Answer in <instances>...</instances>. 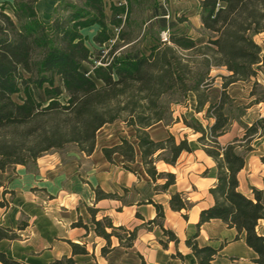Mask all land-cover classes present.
Masks as SVG:
<instances>
[{
	"label": "trees",
	"instance_id": "16d2710c",
	"mask_svg": "<svg viewBox=\"0 0 264 264\" xmlns=\"http://www.w3.org/2000/svg\"><path fill=\"white\" fill-rule=\"evenodd\" d=\"M115 1L111 0L109 16L104 0H68L56 8L49 24L39 16L40 0L0 3V172L9 166H37L45 154L62 150L70 143L91 156L96 149L97 133L122 120L134 131L136 143L122 138L118 145L103 148L106 160L115 164V156H119L124 169L138 175L127 164L134 165L140 159L155 193H167L176 184V175L159 171L157 165L176 166L180 156L192 153L193 149L187 139L177 143L173 135L156 141L149 130L172 118L171 106L179 103L171 100L174 96L185 104L193 93L197 113L206 111L210 100L202 89L208 87L213 68H226L230 75L221 76L226 81L221 99L207 109L208 117L215 122L205 127L196 118L192 122L184 118L188 127L201 134L198 141L217 169L216 183L209 191L213 204L201 211L197 232L187 239L186 245L198 264H211L218 250L201 247L197 238L204 224L221 220L238 232L235 240L244 235L246 244L258 256L254 262L264 264V235L258 232V226L264 223V190L252 186V194H245L239 181L246 158L254 151V140L264 135V117L246 125L242 138L225 146L219 141L230 125L224 113L226 101L230 100L227 88L256 77V67L263 63L262 47L255 38L264 34V0H199L203 27L213 35L204 44L199 45L189 35L172 33L169 43H163L170 45L164 50L155 47L149 55L136 58L124 54L101 57L87 46L88 38L82 31L99 26L93 41L103 47L114 36L112 27L119 28L130 21L133 4L143 0H118L126 1L124 5ZM152 7L154 4L146 9ZM119 38L125 40V35L121 33ZM84 63H93L94 78L82 71ZM96 80L103 85L98 86ZM36 89L44 92L45 101L37 98ZM252 96L253 104L264 103V93L257 96L253 92ZM94 191L98 201L118 197L100 188ZM142 204L156 209L157 217L149 224L158 225L169 241L178 243L175 233L163 226V206L151 198ZM189 204L183 194L171 195L173 211H188ZM88 211L94 232L106 240L102 255L112 250L113 238L119 240L121 247H134L137 230L115 226L109 217L97 220L98 210L88 208ZM28 226V222L20 223L17 230L0 226V241L21 240ZM72 227L90 230L81 218ZM69 243L73 257L88 254L86 246ZM161 244L166 246L165 242ZM73 257L53 264H76ZM0 263L23 264L2 251ZM141 264L146 263L142 260Z\"/></svg>",
	"mask_w": 264,
	"mask_h": 264
},
{
	"label": "crops",
	"instance_id": "0c3cea01",
	"mask_svg": "<svg viewBox=\"0 0 264 264\" xmlns=\"http://www.w3.org/2000/svg\"><path fill=\"white\" fill-rule=\"evenodd\" d=\"M109 1L111 5V0ZM194 5L195 7H193ZM160 9L163 14L157 19H160L164 25L173 27L176 30L173 34L189 35L196 39V32L204 30L199 0H168L167 8L162 9L160 6ZM175 11H185L187 20L177 19L174 14ZM91 28L96 29L95 35L100 29L97 25ZM89 29L82 31L84 36H86V31ZM155 127L149 130L153 139L154 134L159 136V133H161L159 130L161 128ZM166 128L169 129L170 126ZM168 134L169 132L166 131V135ZM164 138L156 141L164 140ZM102 150L103 147L100 150L96 147L91 156L80 152L77 157L82 159L81 166L76 162V158L71 159V163L63 165L58 163L55 156H52L53 162L47 165V168H43L41 165L43 157L40 158L38 160L40 175H44L43 178H39L40 181L42 179L49 181L54 178L67 177L73 185L77 187L81 184L82 187L79 189L73 188L71 191L66 192L67 196L63 200L66 203V214L57 212L55 207V210L51 209L50 212L37 215L24 231L30 234L26 239L0 241V251L5 252L10 259L20 261L23 264H53L56 260L73 257L70 241L86 246L88 250L86 255H75L73 257L76 264H141L142 260L146 264H198L192 250L186 245V241L196 234L201 211L213 204V198L209 191L217 180L215 161L202 149L200 158L196 159L194 164L199 167L200 171L190 170L191 174L187 176V182L191 184V181L196 178L197 180H193L192 183L205 194V197L188 211L184 210L182 212H176L170 208V198L175 193H181L187 198L186 192L188 190L179 187L180 179L176 170H180L177 165L183 159L184 154L193 156L194 153H183L176 166L164 164L167 169L159 170L176 175V184L172 185L167 193H154L151 197L154 202L163 206L165 212L163 226L166 230L175 233L179 239V242L176 243L169 241L158 225L149 224L157 217L153 205L139 204L133 201L128 205H122L121 189L127 190L128 194L133 195V189L139 183L138 178L141 175L143 179V176L142 174L135 175L132 172H121L118 167L113 166L106 160ZM15 167L18 168L17 171L23 169L21 170L22 173L26 171L25 166L18 165ZM169 168L172 170H169ZM245 168L239 174L240 188L243 186L240 176ZM143 173L151 181L144 170ZM208 174L212 175L208 176ZM80 177L86 180L84 184L79 182ZM90 184L93 187H100L106 193H117L120 197L98 201L96 193L90 188ZM252 186L259 188L256 184L249 185L250 188ZM6 189V184L3 183L0 193L2 194ZM187 200L190 201V197ZM58 201L61 202L62 197L58 198ZM18 208L19 205L17 204L8 211L0 208V226L16 229V221L19 218H16V221L12 219ZM88 208L98 210L97 220L109 217L115 226H124L132 231L137 230L134 247L130 249L121 247L119 240L113 238L112 252L107 256L102 255V248L106 245L105 239L97 236L92 227L89 231L84 228L72 227L80 218L85 224L92 220ZM191 210H194V212L191 213ZM138 214L140 217H138ZM258 232L264 235L263 222L258 226ZM237 234L238 232L235 229L228 228L221 220H212L200 228L197 242L201 247L211 246L218 250V255L215 256L211 264H256L254 260L258 257L257 254L248 247L244 235L241 236L240 240H235ZM161 241L166 243L165 247L161 244Z\"/></svg>",
	"mask_w": 264,
	"mask_h": 264
},
{
	"label": "rangeland",
	"instance_id": "374dc122",
	"mask_svg": "<svg viewBox=\"0 0 264 264\" xmlns=\"http://www.w3.org/2000/svg\"><path fill=\"white\" fill-rule=\"evenodd\" d=\"M12 1L13 0H0V3H12ZM66 1L68 0H40L37 5V10L41 20L46 24H49L52 18L55 17L56 8L60 7ZM167 1L168 0H143L140 3L135 2L133 4V12L130 21L126 24L123 23L119 28L112 27L114 36L110 42L106 43L103 47L95 44L93 38L95 36L96 29L90 28L86 31V37L88 38L86 42L87 46L94 54H100L101 57H108L109 54H124L129 57L136 58L141 55H149L155 47H160L161 50H164L170 45L163 44L161 40L162 32L169 31V33L172 34L176 31L173 27L164 25L161 23L160 19H157L163 14L160 6L162 9L167 8ZM105 2L106 12L109 16H111L112 12L110 9V1L105 0ZM123 2L126 4L125 1ZM121 3L122 1H115V4L117 5H120ZM152 4H154V7L150 8V11L147 10L146 8ZM193 7H195V5ZM7 8H9V6H7ZM174 14L179 20H187L185 17V11H175ZM123 20H126L125 16H123ZM120 31L125 35V40H121L119 38V34H121ZM196 33V41L199 45L206 43L208 38L213 36L205 29L199 30ZM255 40L262 47L261 57L263 63L260 64V67H256L258 70V75L256 77L252 78L250 81H239L227 88L230 100L226 101L227 103L224 113L229 117L230 125L228 126L226 136L219 139L223 146L231 143L236 138H242L246 131V125H251L256 120L264 117V103L253 104L255 97L252 96L253 92H257V96L258 94L264 93V35L257 36ZM81 69L87 75L94 78L92 72L93 63H84ZM229 75L230 73L226 68L212 69L208 87L202 89L204 90L203 93L208 95L210 100L206 105V111L197 113V101L193 93L189 94L188 100L185 104H182L183 101H180L177 96H174L171 100H174L175 102L178 100L179 103L172 104L171 106L172 118H169L166 123H159L155 125V128H161L159 129L161 132L159 133V136L157 134L153 135L155 140L163 137L166 139L169 135H173L176 138L177 143L187 139L193 149L194 155L189 156L184 154L183 159L177 165L180 170H176L180 179L179 187L186 188L188 190L186 192L188 196L186 197H190L189 209L205 197V194H203V192L192 183L193 180H197L196 178L191 181V184L187 182V176L191 174L190 170L200 171L199 167L194 164L196 159L200 158L203 148L202 144L198 141L201 134H197L194 129L188 127L184 123V118L187 119L188 122H192V119L196 118L205 127L212 125L215 120L208 117L207 109L211 103H216L221 99L223 85L226 82L221 78V76ZM96 83L98 86L103 85L102 82L98 80H96ZM257 84L258 86L256 87ZM35 92L39 100L45 101V95L42 90L36 89ZM62 98L63 101H65L66 96L64 95ZM15 99L18 100V97L16 96ZM209 115L211 116L212 113ZM168 124H170L169 129L166 128ZM166 131L169 132L168 135H166ZM122 138H126L133 143H136L134 131L131 128H128L122 120H118L113 124L106 125L97 133L96 147H98L99 150L102 147H113L118 145ZM204 143L207 145L209 144V142ZM253 147L254 151L248 154L246 158V168L240 176V180L243 185L240 190L248 195L252 194L249 187L250 184H256L259 186L258 189L262 188L261 190H264V162L262 161V158H264V135L261 137L258 136L254 140ZM79 153L80 151L78 146L75 143H70L62 150L52 151L45 154L41 160V165L43 168H47L46 166L53 162L52 156H55L60 164L64 165L66 163H71V159L76 158V162L81 166L82 159H78L79 157H77ZM123 165L122 158L115 156V164H113V166L118 167L121 172H129L124 169ZM127 166L136 171L138 176L142 174L143 179L140 175L138 178V186L133 189V195H130L128 194V191L121 189L120 194H122V205H128L132 201L138 202L139 204L145 203V201L154 195V186L151 181H149L148 177L143 173V167L140 159L137 160L136 164H127ZM157 167L159 170L167 169L164 163H159ZM17 169L18 168L15 166H9L5 173L0 172V180L5 183L7 187L2 194L0 193V208L8 211L9 209L14 208L16 204L19 205L20 208L17 209V212L12 219L16 221V218H19L16 221L17 224L15 230L18 229L20 223L28 222V224H30L32 219L37 215L50 212L51 209L55 210V207L57 212L66 214V203L63 201L67 196L66 192L71 191L73 188L79 189L82 187L81 184L76 187V185H73L71 180L67 179V177L61 179L54 178L49 181H44L42 179L40 181L39 178H43L44 175H40L38 163L37 166L29 165L23 173L21 171L23 169H20V171H17ZM169 170L172 169L169 168ZM215 172L217 174L216 168ZM209 175L212 174H208V176ZM79 182L84 184L86 180L80 177ZM162 182L163 181H159V184ZM90 188L94 191L96 188L100 187H93L90 184ZM114 195H117V198L120 197L117 193ZM60 197H62L61 202L58 201V198ZM191 211V213L194 212V210ZM88 225L92 227L94 231L92 220L88 223ZM29 235L30 234L23 232L21 240L26 239ZM110 252H112V250Z\"/></svg>",
	"mask_w": 264,
	"mask_h": 264
},
{
	"label": "built area",
	"instance_id": "2783aa9c",
	"mask_svg": "<svg viewBox=\"0 0 264 264\" xmlns=\"http://www.w3.org/2000/svg\"><path fill=\"white\" fill-rule=\"evenodd\" d=\"M126 3V1H125ZM120 5H124V2L122 1V3ZM161 40L163 43H169V40H170V33L169 31H164L162 32L161 34Z\"/></svg>",
	"mask_w": 264,
	"mask_h": 264
}]
</instances>
